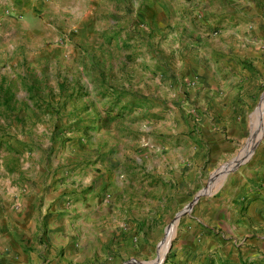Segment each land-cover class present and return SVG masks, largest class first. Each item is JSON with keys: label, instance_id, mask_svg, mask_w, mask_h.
I'll list each match as a JSON object with an SVG mask.
<instances>
[{"label": "rangeland", "instance_id": "rangeland-1", "mask_svg": "<svg viewBox=\"0 0 264 264\" xmlns=\"http://www.w3.org/2000/svg\"><path fill=\"white\" fill-rule=\"evenodd\" d=\"M51 1L56 6L23 9L22 0H0V220L4 214L19 213L22 198L41 183V177H50L60 158L65 162L84 158V168L91 169L85 173L98 180L87 185L85 192L94 190V201L110 205L113 194L108 193L116 175L141 174L145 166L136 156L144 157L150 140L166 141L161 125L181 120L186 127L181 136L184 148L175 151L169 162L158 156L153 159L158 173L166 176L156 184V191L165 188L167 194L158 204L143 199L135 203L136 213H141L146 206L152 212L163 203L177 201L175 212L171 207L168 214L152 216L150 223H137L167 225L162 230L164 244L151 254L138 244L136 252L121 259V264H136L132 261L144 260L146 255L149 262L161 264L163 252L169 253L168 245H173L191 211L178 214L191 203L195 209L209 173L247 155L242 164L226 172L231 174L249 167L262 153L264 119L259 120L258 110L264 107V76L252 95V105L259 106L253 120L250 111L243 114L241 107L235 126L231 130L222 126L231 143L217 154L215 145L207 148L214 140L215 120L209 116L192 125L191 116L205 90L199 67L208 66L209 60L200 63L196 58L200 40L184 36L185 15L202 0ZM198 10V16L206 17L204 7ZM176 30L183 34L178 37ZM256 130L262 137L248 156L254 145L243 148ZM192 138L200 148H194ZM110 158L119 159L120 164L115 166ZM105 170L107 180L101 178ZM125 191L126 196L117 198L122 213L116 215L122 225H130L127 212H132L135 200ZM135 191L137 196L143 194L142 181H136ZM41 202L45 204V194Z\"/></svg>", "mask_w": 264, "mask_h": 264}, {"label": "crops", "instance_id": "crops-1", "mask_svg": "<svg viewBox=\"0 0 264 264\" xmlns=\"http://www.w3.org/2000/svg\"><path fill=\"white\" fill-rule=\"evenodd\" d=\"M22 2L23 9L56 6L51 0ZM202 7L207 12L206 17L198 16V9ZM191 10L185 15L188 28L184 36L190 34L200 40L201 47L196 52L200 63L209 60L208 66L202 63L204 67H199L205 90L195 102L197 108L191 115L192 125L205 122L209 116L215 120V130L211 133L214 140L207 144V148L215 145L218 154L228 150L231 143L230 135L222 132L225 129L222 126H229L231 130L241 107L243 114L250 111L252 120L259 108L252 105V95L264 76V0H237L235 4L202 0ZM176 34L179 37L183 33L176 30ZM193 40L190 42L194 43ZM206 68L210 69L209 72ZM187 108L193 110L191 106ZM177 112L184 116L183 112ZM182 125L179 120L172 125L160 126L166 141L150 140L145 144L144 157L136 156L137 162H143L141 164L145 166L141 174L128 173L121 178L116 175L109 188L111 192L108 194H113L110 205L101 206L94 201V190L85 192L87 185H96L98 180L88 175L91 169L84 168V158L55 161L50 177H41V183L22 198L19 213L2 216L0 264H121V259L130 251L136 252L134 246L138 244L151 254L155 247L164 244L162 230H166L167 225L137 223L140 220L150 223L152 216L168 214L171 207L175 212L178 204L177 201L161 203V209L152 212L146 206V212L136 213L135 203L137 199H143L158 204L167 194L165 188L156 191V184L163 182L166 176L162 171L158 173L153 159L158 156L161 161L169 162L175 151L184 148L181 136L186 127ZM252 136L243 149L254 142ZM261 137L262 133L248 156L254 152ZM192 142L195 149L200 148L195 138ZM260 144L259 152L262 153L249 163V167L226 174L242 164L247 159L245 155L237 161L232 160L233 164L227 163L209 173L205 195L199 197L195 209L187 211L191 213L186 225H182L161 264H264V139ZM110 159L115 166L120 164L119 159ZM196 166L194 163L193 171ZM86 169L88 173H85ZM202 170L203 166L198 170L200 175ZM104 172L101 178L107 180L108 173ZM136 181H142L143 185V194L139 196L135 191ZM125 189L135 200L132 212H127L130 225H122L117 216L122 213L117 198L120 194L126 196ZM43 194L46 197L44 205L41 204ZM144 257V260H133L132 263L150 261L146 255Z\"/></svg>", "mask_w": 264, "mask_h": 264}, {"label": "bare ground", "instance_id": "bare-ground-1", "mask_svg": "<svg viewBox=\"0 0 264 264\" xmlns=\"http://www.w3.org/2000/svg\"><path fill=\"white\" fill-rule=\"evenodd\" d=\"M258 113H259V120H260V118H263L264 119V107H261L259 110H258ZM260 122V121H259ZM261 123V122H260ZM263 128V127H262ZM259 134H260V132H258L257 130H256V133H254L253 134V137H252V140L255 142L256 141V139L258 138V136H259ZM261 135V134H260ZM254 142H250L252 145L254 144ZM249 148L244 152L245 154H247V153H249ZM244 154V155H245ZM170 244V243H169ZM169 246V245H168ZM166 251H164L163 252V256H164V253H165Z\"/></svg>", "mask_w": 264, "mask_h": 264}, {"label": "water", "instance_id": "water-1", "mask_svg": "<svg viewBox=\"0 0 264 264\" xmlns=\"http://www.w3.org/2000/svg\"><path fill=\"white\" fill-rule=\"evenodd\" d=\"M206 191H202V192H200L199 193V196H201V195H203L204 193H205ZM198 196V197H199ZM191 206H192V203L191 204H189V206L188 207H185L183 210H182V212H180L179 214H178V217H180V215L182 214V213H185V212H187L189 209H191ZM177 217V218H178ZM171 248V245H169V248L168 249H170ZM166 254H167V251L165 252V256H166ZM164 257V256H163ZM160 258H161V255L159 256V258H158V260L160 261ZM165 258V257H164ZM163 259V258H162ZM164 260V259H163ZM163 260H161V261H163ZM151 263H155V262H148L147 264H151ZM145 264V263H144Z\"/></svg>", "mask_w": 264, "mask_h": 264}]
</instances>
